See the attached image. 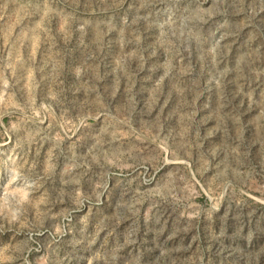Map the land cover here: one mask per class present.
Here are the masks:
<instances>
[{
  "label": "rangeland",
  "instance_id": "obj_1",
  "mask_svg": "<svg viewBox=\"0 0 264 264\" xmlns=\"http://www.w3.org/2000/svg\"><path fill=\"white\" fill-rule=\"evenodd\" d=\"M0 264H264V0H0Z\"/></svg>",
  "mask_w": 264,
  "mask_h": 264
}]
</instances>
